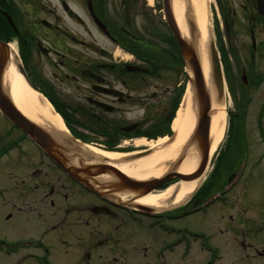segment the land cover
I'll list each match as a JSON object with an SVG mask.
<instances>
[{"label": "flooded vegetation", "instance_id": "af4514ba", "mask_svg": "<svg viewBox=\"0 0 264 264\" xmlns=\"http://www.w3.org/2000/svg\"><path fill=\"white\" fill-rule=\"evenodd\" d=\"M239 1L252 6L247 20L251 60L254 67L264 66V14L257 0ZM170 8L174 17L171 0ZM227 12L223 19L228 35L237 13L230 7ZM182 36L189 39L188 30ZM9 65L58 113L64 132L54 135L59 140L57 150L63 148L57 159L64 164L71 160L76 167L77 160L103 164L97 154L88 153L91 159L76 149L87 152L91 146L96 151L128 153L136 149L138 139L171 136V122L189 86L163 0H0L3 92ZM262 85L264 72H254L255 89ZM9 164L13 171L5 175ZM75 176L68 175L0 108L1 228L16 215L46 224V237L62 225L84 228L86 237L75 238L80 241L75 244L79 264H130L123 241H140L137 234L142 238V227L160 241L155 251L158 264H167L166 253L173 254V264H264V241H244L237 223L209 232L168 222L205 215L206 220L220 219V223L225 219L224 214L219 217L220 210L226 208L224 203L243 174L231 173L221 181L204 178L197 187H206L169 216L161 209L138 207L142 206L135 203L138 194L131 197L108 190V184L115 183L112 176ZM83 195L89 196L88 201ZM145 220H149L146 226ZM126 224H133L134 230H125ZM221 232L229 237L215 241ZM51 256V244L40 237L0 234V264H52Z\"/></svg>", "mask_w": 264, "mask_h": 264}, {"label": "rangeland", "instance_id": "374dc122", "mask_svg": "<svg viewBox=\"0 0 264 264\" xmlns=\"http://www.w3.org/2000/svg\"><path fill=\"white\" fill-rule=\"evenodd\" d=\"M229 1H235L236 3L225 6L223 3L220 5L217 0H208L211 16V38L222 64L224 88L221 97L226 105L223 136L217 151L207 164L202 180L208 176L214 177L216 180H225L234 171L240 155L242 136L247 146V163L243 170L242 181L228 195V200L224 203L226 208L222 207L220 210L219 217L225 215V219L221 220L220 223V219L206 220L205 215L168 222H173L174 225L188 224L194 227L206 228V231L209 232H220L221 229L228 228V225H236L237 223V228H242L244 232V241H264V158L258 160L263 157L264 152V109L261 108L264 104V85L258 89L254 87V72H264V66L255 65L254 67V58L251 60V57H254V52L251 48L249 33L251 25L247 24V20L252 6L249 4L242 5L240 3L243 2L239 0ZM189 3H191V0ZM245 6L246 10L244 11ZM229 7L237 13V17L233 20L234 27L232 26L233 28L230 29L227 35L224 29L223 16L228 14L227 9ZM243 75L245 76L244 83L241 78ZM213 83L218 94L214 79ZM12 171L11 164L4 168L5 175L12 173ZM6 179H8V175ZM220 181L215 183L218 184ZM202 187H206L205 184H202L200 189L197 187L189 197L191 198L195 193H200ZM164 188L161 187L155 193L163 191ZM83 196L86 197L84 202L88 201L89 196ZM184 199L177 205L161 209L162 212H168L169 216L180 211L189 200L184 202ZM91 201L93 202L92 199ZM209 212L211 213L212 209ZM148 221L145 220V226ZM223 221L227 226H223ZM115 222L117 223V221ZM46 227V224L32 216L27 221L21 215H16L7 224V227H0V234L9 237L27 235L40 237L52 246V264H79V252L75 244L80 241H76L75 238L79 236L85 238V229L71 230L72 225H62L57 231L47 234L46 237L44 234ZM136 227L138 230L140 229V227ZM126 228L134 230V225L126 224L125 230ZM141 229H143L142 238L146 241H143L138 234L140 241H123V244L129 249L127 262L130 264H158L159 260L155 257V251L160 241L154 240L155 236L149 229L146 234L145 228L142 227ZM61 231L63 235H61ZM225 237H229V235L221 232L214 240L223 241ZM172 257V253H166L163 259L167 260V264H173L170 261Z\"/></svg>", "mask_w": 264, "mask_h": 264}, {"label": "bare ground", "instance_id": "6f19581e", "mask_svg": "<svg viewBox=\"0 0 264 264\" xmlns=\"http://www.w3.org/2000/svg\"><path fill=\"white\" fill-rule=\"evenodd\" d=\"M171 0V7L176 23L184 35L187 34L185 15L190 14L195 22L198 38L196 40L197 56L201 72L210 97L209 119V161L217 151L223 136L225 103L221 95L217 94L209 62L208 44L211 42V16L208 0ZM4 84L9 91L15 106L30 120L50 129L62 131L63 124L60 117L54 112L48 101L40 94L30 89L17 74L13 65H9L4 74ZM191 93L186 89L171 122L170 137L163 136L152 141L138 139L134 143L135 148L146 147L151 153L136 160L128 161V157L137 153H119L96 151L88 146L89 151L102 156L124 174L137 180H146L159 177L165 170L166 163L174 159L180 147L191 135L195 126V109L192 104ZM208 161V162H209ZM197 165L196 153L191 150L179 172L189 174ZM201 179L179 181L163 191L150 193L140 197L136 204L150 206L154 209H165L168 206L179 204Z\"/></svg>", "mask_w": 264, "mask_h": 264}, {"label": "water", "instance_id": "95a60500", "mask_svg": "<svg viewBox=\"0 0 264 264\" xmlns=\"http://www.w3.org/2000/svg\"><path fill=\"white\" fill-rule=\"evenodd\" d=\"M164 9L167 21L171 26L175 37L178 40L180 51L182 54L183 61L185 62L186 69L189 74V89L191 93L192 104L195 109V126L185 141V143L180 147L177 155L171 161H168L165 165V170L159 177H152L146 180H137L129 177L120 171L117 167L110 163L103 161V164L98 163H82L77 160V167L72 165L71 160L67 164L61 163L57 159L58 151H62L63 148H59V143L55 139L56 135L55 129H50L44 127L30 119H28L13 103L12 98L7 89L6 92L1 90V69H0V108L2 112L15 124L19 125L32 139H34L37 144H39L45 151L51 155L56 161H59L63 167L72 175L76 173L82 175L85 178H94L101 176L102 174H107L108 177L112 176L115 178V183H109L106 187L108 190H113V192H123L125 195L133 197V195L138 194L143 197L161 186L165 185L169 180L177 178L180 181H189L192 179L199 178L205 171L208 162V154L210 149L209 144V119H210V97L206 89V85L201 72L200 63L197 56L196 50V40L198 38V32L190 14L185 15V25L189 32V39L182 36L180 28H178L176 20L172 17V12L170 8V0H163ZM259 10L264 8V0H258ZM209 57H210V67L212 71V77L214 79L216 88L219 95L223 90V77L221 72V66L218 54L215 50L214 43L211 41L209 43ZM242 81L245 82V76L243 75ZM59 132V131H58ZM67 149V148H66ZM193 150L197 156V165L192 173L182 174L179 172L180 166L186 160L188 153ZM77 152L82 153L87 158H91L90 155L84 150H77ZM67 152L72 153L73 150L67 149ZM151 151L147 150L140 153H135L128 157V161L136 160L150 154ZM56 155V156H55ZM92 159V158H91ZM96 160V159H93ZM76 163V162H75ZM74 164V163H73ZM112 192V193H113ZM142 209L152 211V208L148 206H138Z\"/></svg>", "mask_w": 264, "mask_h": 264}]
</instances>
